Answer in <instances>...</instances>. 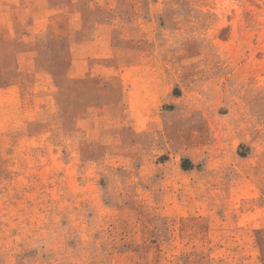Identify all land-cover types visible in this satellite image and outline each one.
I'll list each match as a JSON object with an SVG mask.
<instances>
[{
  "label": "rangeland",
  "instance_id": "1",
  "mask_svg": "<svg viewBox=\"0 0 264 264\" xmlns=\"http://www.w3.org/2000/svg\"><path fill=\"white\" fill-rule=\"evenodd\" d=\"M0 264H264V0H0Z\"/></svg>",
  "mask_w": 264,
  "mask_h": 264
}]
</instances>
